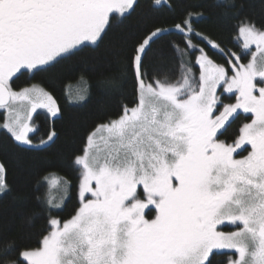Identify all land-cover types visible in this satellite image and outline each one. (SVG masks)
Returning <instances> with one entry per match:
<instances>
[{
	"label": "snow or ice",
	"instance_id": "obj_1",
	"mask_svg": "<svg viewBox=\"0 0 264 264\" xmlns=\"http://www.w3.org/2000/svg\"><path fill=\"white\" fill-rule=\"evenodd\" d=\"M137 6L136 0H0V109L6 113L0 130L16 149L54 142V128L34 142L33 114L46 109L56 118L60 109L36 85L15 91L13 77L48 71L89 45L98 47L114 22ZM225 8L239 18L243 40V51L228 60L230 71L198 48L205 40L226 54L195 28L192 12L174 28H146L113 52L120 67L105 83L119 90L133 82L136 103L98 124L75 156L80 204L70 219L55 218L60 203L37 194L42 181L51 187L55 178L44 176L31 197H16L47 211L49 227L37 247L21 248L15 257V241H0V264H213L217 254H225L227 264H264V24L240 16L243 0H226ZM174 31L185 42L171 44L178 74L163 67L149 73L145 60L153 46ZM218 89L235 102L225 103ZM241 113L251 114L250 122L231 143L221 139ZM9 191L0 162V193ZM226 225L234 230L225 231Z\"/></svg>",
	"mask_w": 264,
	"mask_h": 264
},
{
	"label": "trees",
	"instance_id": "obj_2",
	"mask_svg": "<svg viewBox=\"0 0 264 264\" xmlns=\"http://www.w3.org/2000/svg\"><path fill=\"white\" fill-rule=\"evenodd\" d=\"M226 0H167L163 6L156 5L154 0H136L135 11L122 22H114L102 43L98 47L89 45L80 53L63 60L48 71L35 75L22 71L13 77L15 91L37 85L48 92L56 102L60 112L56 118L39 111L33 117L34 142L47 137L54 128L57 136L54 142L39 150L20 152L13 146L11 138L0 130V162L7 167V183L10 191L0 193V241H15L18 256L21 248H35L39 245L42 233L48 229L49 213L40 212L35 202L29 199L22 202L16 199L20 194L31 197L37 187V181L44 176L57 178L66 187V197L60 209H53L52 215L66 221L74 215L79 207L78 187L80 168L73 161L76 155L82 154L87 135L100 123L116 119L125 105L131 107L137 101L133 82L124 83L119 90L105 83V78L118 71L113 52L122 46L132 45L136 38L144 34L146 28L153 26L172 27L193 13L192 22L195 28L219 43L226 54L212 50L205 40L199 41L209 58L215 63L228 66V59L233 53L241 52L237 41L239 18L226 14ZM244 8L240 16L251 17L258 25L264 24V0H243ZM196 13L203 15L195 17ZM115 15V14H114ZM184 45L181 34L172 35L153 46L145 60L146 70L152 73L161 67L177 75L178 64L173 55L171 44ZM198 53V50L197 52ZM196 53L192 56V63ZM163 58V63L162 59ZM248 54L243 56V63L248 62ZM224 101H233L223 95ZM249 115L241 114L221 139L229 143L239 134L240 127L248 122ZM3 114L0 112V122ZM246 152H243L244 156ZM67 181V183H65ZM48 186L40 184L39 194L46 199ZM31 223L26 219L32 216ZM213 264H227L225 254H217Z\"/></svg>",
	"mask_w": 264,
	"mask_h": 264
},
{
	"label": "rangeland",
	"instance_id": "obj_3",
	"mask_svg": "<svg viewBox=\"0 0 264 264\" xmlns=\"http://www.w3.org/2000/svg\"><path fill=\"white\" fill-rule=\"evenodd\" d=\"M195 17H198V16H195ZM236 39H237V41L240 43V47H241V52L243 51V49H242V44H243V40H242V38H240L239 37V33L237 34V37H236ZM206 44L211 48V45L210 44H208L207 42H206ZM198 48H199V46H198ZM212 49V48H211ZM198 50V49H197ZM212 50H215V49H212ZM251 50L252 51H255V45H253L252 46V48H251ZM215 51H217V52H219L218 50H215ZM240 52V53H241ZM221 53V52H220ZM223 54V53H222ZM199 55V50H198V53H196V56H195V59H194V61H193V66H194V70H195V73H196V76H197V79H198V76H199V65L198 64H196L195 63V61H196V57ZM246 55V54H245ZM248 61L251 59V56L250 55H248ZM235 56L233 55V58H232V60H235ZM229 60V59H228ZM229 71L231 70V65L230 64H228V66L226 67ZM37 86V85H36ZM39 87V86H38ZM30 88V87H29ZM41 88V87H40ZM20 91V90H19ZM45 91V90H44ZM218 92H220L221 94H222V96L223 95H225L227 98H229L230 96H231V94H228V93H223L222 92V90H219L218 89ZM233 97V101L231 102V103H234L235 102V97L234 96H231V98ZM225 103H229V101H224ZM39 111H42V112H45L49 117H50V115H49V113L47 112V110L46 109H38L37 110V112H39ZM0 112L3 114V120L5 119V116H6V113L4 112V110H2V109H0ZM36 112V113H37ZM36 113H34L33 114V117H34V115L36 114ZM244 114V113H243ZM244 115H251V114H244ZM3 121H1L0 123H2ZM242 127V126H241ZM34 134V133H33ZM33 134H31V135H33ZM100 147L101 148H103V144H101L100 145ZM249 150H250V146H249ZM238 151H240V150H238ZM247 155V152H246V154L244 155V156H246ZM236 158H242V156H237ZM81 169H80V174H81ZM81 177V176H80ZM51 179V178H50ZM55 179H57V178H55ZM58 180V183L56 184V185H54V186H49V183L48 182H46L47 183V186H48V191L46 192L47 193V197H46V199L47 198H52L53 199V201L54 202H57V203H60V207L59 208H57V209H60L61 207H62V204H63V202H64V199H65V197H66V187L65 188H63V183L59 180V179H57ZM140 191L142 192V188L140 189ZM80 202V201H79ZM56 210V209H55ZM224 230L225 231H231V230H234V227L232 226V225H226V226H224Z\"/></svg>",
	"mask_w": 264,
	"mask_h": 264
},
{
	"label": "flooded vegetation",
	"instance_id": "obj_4",
	"mask_svg": "<svg viewBox=\"0 0 264 264\" xmlns=\"http://www.w3.org/2000/svg\"><path fill=\"white\" fill-rule=\"evenodd\" d=\"M23 71V70H22ZM18 74V73H17ZM241 114H243V113H241ZM244 115V114H243ZM250 116V115H249ZM248 122H250V120L248 121Z\"/></svg>",
	"mask_w": 264,
	"mask_h": 264
}]
</instances>
